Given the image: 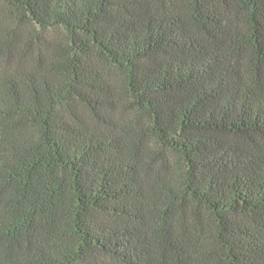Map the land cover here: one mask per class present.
I'll return each mask as SVG.
<instances>
[{
	"label": "trees",
	"instance_id": "trees-1",
	"mask_svg": "<svg viewBox=\"0 0 264 264\" xmlns=\"http://www.w3.org/2000/svg\"><path fill=\"white\" fill-rule=\"evenodd\" d=\"M0 264H264V0H0Z\"/></svg>",
	"mask_w": 264,
	"mask_h": 264
}]
</instances>
